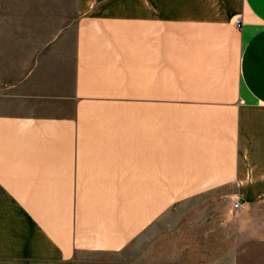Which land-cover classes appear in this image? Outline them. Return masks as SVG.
<instances>
[{
    "label": "crops",
    "instance_id": "1",
    "mask_svg": "<svg viewBox=\"0 0 264 264\" xmlns=\"http://www.w3.org/2000/svg\"><path fill=\"white\" fill-rule=\"evenodd\" d=\"M7 17L51 24L0 43V264L121 253L171 215L264 259V0H0Z\"/></svg>",
    "mask_w": 264,
    "mask_h": 264
},
{
    "label": "rangeland",
    "instance_id": "2",
    "mask_svg": "<svg viewBox=\"0 0 264 264\" xmlns=\"http://www.w3.org/2000/svg\"><path fill=\"white\" fill-rule=\"evenodd\" d=\"M50 24L51 19L0 18V43L5 45L4 48H8H6L8 55L13 54L14 51L11 48L15 45L19 47L18 45L24 42L46 40L47 35L32 33L31 30L37 26ZM9 60L8 58V67H4L7 75L12 74L14 70ZM2 69L3 67L0 66V72L4 73ZM241 211L242 208L240 211H235L232 206V216H237ZM250 216L253 217L254 212H251ZM193 221L197 225L191 227L193 232L190 226L182 231L180 216L171 215L163 227L154 226L149 234L140 237L123 252L86 253L79 264H186L190 262L193 264H264V259L254 257L253 244L246 250L245 256L243 254L239 256V251L236 250V257H225L226 253L232 252L224 251L226 249L222 234L208 232V236L205 235L207 231L215 229V226L202 225L200 217H193ZM184 238L194 240L193 251H182L181 240Z\"/></svg>",
    "mask_w": 264,
    "mask_h": 264
},
{
    "label": "built area",
    "instance_id": "3",
    "mask_svg": "<svg viewBox=\"0 0 264 264\" xmlns=\"http://www.w3.org/2000/svg\"><path fill=\"white\" fill-rule=\"evenodd\" d=\"M240 23H241V20H240L239 18L236 19V20L234 21V24L237 25V26H239ZM232 206H233V209H234L235 211H240L241 208H242V203H241L240 200H235V201L233 202V205H232Z\"/></svg>",
    "mask_w": 264,
    "mask_h": 264
}]
</instances>
